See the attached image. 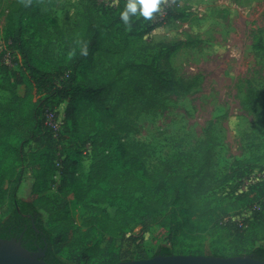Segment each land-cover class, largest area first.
I'll return each mask as SVG.
<instances>
[{"label": "trees", "instance_id": "1", "mask_svg": "<svg viewBox=\"0 0 264 264\" xmlns=\"http://www.w3.org/2000/svg\"><path fill=\"white\" fill-rule=\"evenodd\" d=\"M179 1L170 7L164 20H156L157 9L148 19L130 14L125 23L121 13L128 0H93L83 12L87 18L84 32L75 37L67 34L45 10L43 0H15L6 17V46L0 54L4 58L9 51L12 62L18 65L5 66L6 74L0 77V89L8 92V97L0 100V206L10 183L13 193L11 213L0 221L1 237H17L30 250L44 248L43 259L53 264H95L98 254L104 257L98 264H108L148 256H121L97 242L87 246L88 237L95 230L113 237L132 228L142 216L150 217V224L163 228L169 222L183 220L185 232L201 229L191 215L209 216L210 212L197 208L194 199L213 185L206 184L203 177L196 185L193 181L211 166L216 142L207 137L198 159L169 160L153 173L145 159L131 151L122 136L108 125L126 100H141L144 106L151 107L159 103L163 93L185 95L200 84V74L179 76L171 62V56L192 40L149 41L137 46L130 41L131 36L149 34L179 18L176 12L184 10ZM56 40L66 45L69 58L55 60L46 54L45 42ZM254 47L264 53L263 36L255 39ZM100 50L112 56L108 66L99 65L95 53ZM2 64L7 65L4 59ZM22 83L25 92L21 94L18 86ZM65 101L62 123L56 130L47 122L46 112L59 114ZM246 103L264 111V100L251 83ZM88 156L89 169L84 174L82 157ZM22 158L27 169L35 170L30 199L17 193L26 167L19 166ZM246 162L235 160L216 184L236 178L240 186L250 179L255 168L245 167ZM57 172L60 180L56 192L48 194ZM258 172L256 184H245L247 189L238 197L250 198L248 205L253 211L244 240L253 245L249 254L264 260V243L255 244L264 239V169L259 168ZM249 188H256L252 197ZM70 197L92 210L77 228L67 206ZM58 204L65 206L63 214H55ZM102 205L116 207L115 215L111 216ZM42 210L58 224L48 229ZM76 231L81 236L70 248L79 249V258L68 262L60 251ZM158 253L173 252L162 245Z\"/></svg>", "mask_w": 264, "mask_h": 264}, {"label": "rangeland", "instance_id": "2", "mask_svg": "<svg viewBox=\"0 0 264 264\" xmlns=\"http://www.w3.org/2000/svg\"><path fill=\"white\" fill-rule=\"evenodd\" d=\"M43 1L45 10L59 21L67 34L75 37L83 34L87 24L83 12L93 0ZM180 4L184 10L176 12L179 18L149 34L131 36L130 41L137 46L149 41L192 40L193 43L171 56V62L179 76L187 78L200 74V84L185 95L163 93L159 103L151 107L144 106L141 100H126L108 125L122 136L131 151L145 159L153 173L169 160L185 162L198 159L203 143L211 137L216 142L212 164L193 181L196 185L197 180L203 177L206 184L213 185L210 191L194 199L196 207L209 211V216L192 214L195 224L201 229L191 233L184 231L183 220L169 222L167 228H163L160 224H150V217L142 216L132 228L113 237L93 231L87 246L97 242L100 247L109 246L118 255L126 257L140 253L151 257L162 245L168 246L173 253L231 256L239 251L240 254H249L253 245L244 240L251 226L249 220L253 219V211L248 205L250 198L238 196L247 189L245 184H256L259 168L264 169V111L246 103L249 83L264 100V53L254 47L255 39L264 37V0H181ZM14 5L15 0H0V54L6 46V17ZM45 44L48 47L46 54L53 59L69 58L66 45L59 40ZM95 56L102 67L108 66L112 58L101 50ZM10 58V62L3 65L4 58L0 56V77L6 74L5 66L18 67L12 62V55ZM19 88L25 92V84H19ZM7 97L8 92L0 89V100ZM66 105L65 101L60 106V114L64 113ZM82 159V171L86 174L90 158ZM237 159L247 160L245 167L255 168L251 178L240 186L236 178L217 185L216 182L231 170ZM24 165L25 172L17 193L19 197L30 199L35 170L27 169L25 158H22L19 166ZM59 180L57 172L48 194L56 192ZM247 191L250 197L257 193L256 188ZM12 197L10 183L5 202L0 206V221L11 213ZM75 202L70 197L67 206L74 228H77L92 210ZM170 202L171 198L168 204ZM104 206L111 216L115 215L116 207ZM42 211L48 229L58 224L46 211ZM54 212L63 214L65 206L58 204ZM80 236V231L72 232L60 251V256L68 262H76L79 258V249L71 250L70 244ZM261 243L264 239L255 244ZM103 259L98 254L93 262L98 264Z\"/></svg>", "mask_w": 264, "mask_h": 264}, {"label": "water", "instance_id": "3", "mask_svg": "<svg viewBox=\"0 0 264 264\" xmlns=\"http://www.w3.org/2000/svg\"><path fill=\"white\" fill-rule=\"evenodd\" d=\"M45 249L30 250L17 237L0 236V264H53L43 259ZM108 264H264L251 254L222 256L215 254L158 253L151 257L120 260Z\"/></svg>", "mask_w": 264, "mask_h": 264}, {"label": "clouds", "instance_id": "4", "mask_svg": "<svg viewBox=\"0 0 264 264\" xmlns=\"http://www.w3.org/2000/svg\"><path fill=\"white\" fill-rule=\"evenodd\" d=\"M159 4L160 0H128L125 10L121 13L122 20L128 23L130 14H138L148 19L157 11Z\"/></svg>", "mask_w": 264, "mask_h": 264}, {"label": "built area", "instance_id": "5", "mask_svg": "<svg viewBox=\"0 0 264 264\" xmlns=\"http://www.w3.org/2000/svg\"><path fill=\"white\" fill-rule=\"evenodd\" d=\"M176 0H162V2L159 4L158 7V15L156 20H164L165 17L167 16L169 9L171 6H173L175 4ZM181 2V1H179ZM178 5H181L180 3ZM10 55L11 53L9 51H7L4 54V60L6 63L10 62ZM9 61V62H8ZM46 119L47 122H49V124L54 128V129H59L60 128V124L62 123V119H63V114H55L54 111H50L48 110L46 112Z\"/></svg>", "mask_w": 264, "mask_h": 264}, {"label": "crops", "instance_id": "6", "mask_svg": "<svg viewBox=\"0 0 264 264\" xmlns=\"http://www.w3.org/2000/svg\"><path fill=\"white\" fill-rule=\"evenodd\" d=\"M19 93H21V94L23 93V92L20 90V88H19Z\"/></svg>", "mask_w": 264, "mask_h": 264}]
</instances>
